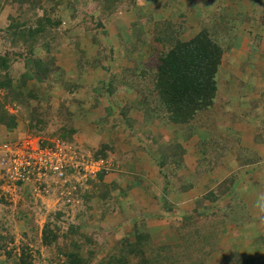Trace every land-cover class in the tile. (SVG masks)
I'll return each instance as SVG.
<instances>
[{
  "label": "rangeland",
  "instance_id": "374dc122",
  "mask_svg": "<svg viewBox=\"0 0 264 264\" xmlns=\"http://www.w3.org/2000/svg\"><path fill=\"white\" fill-rule=\"evenodd\" d=\"M56 1L58 7L51 2L42 4L62 23L54 31L58 38L49 54L42 42L33 49L28 38L20 37L16 46L11 45L7 29L12 7L5 5L10 0H0V56L10 57V75L5 77L0 70V82L12 79L14 90L20 93L13 91L10 96L7 89H0V113L7 122L13 118L15 122L13 129L0 124V264L27 257L29 264H63L67 254L79 250L87 264H118L117 259L119 264H264V211L259 207L264 204V112L252 120L254 136L260 140L241 142L237 137L242 132L236 131L245 122L247 111L257 113L256 108L264 107L262 101L240 108V117L232 102L218 99L212 109L199 112L187 125L169 124L161 113L160 124L150 126L145 110L137 117V106L144 100L140 89L156 93V62L149 59L145 39L154 30L163 38L165 22L183 25L190 34L207 28L225 48L221 85L237 83L243 89L246 83H240L243 76H238L248 75L251 69L256 81L247 88L258 92L264 89V66L252 63L238 75L234 65L240 50L233 46L238 34L245 32L251 33L245 36V43L254 39L262 49L264 27L239 32L237 24L223 23L225 6L218 7V0H125L112 16L103 19L105 34L96 25L100 12H95L94 0ZM240 1L257 5L258 16L264 14V0ZM198 6H203L204 16L192 23L187 17ZM34 13L38 17L44 14L42 8ZM134 24L146 29L144 35L138 29L137 37L133 35ZM27 57H47L52 65L45 86L28 79L24 89H17L27 73ZM82 62L89 66L78 73ZM144 65L150 68L148 75L134 79L133 70L138 68L139 73ZM230 72L237 78L228 76ZM101 80L118 84L117 88L114 85L120 89L115 98L120 101L115 105L113 97L91 96V89ZM68 89H78V102L65 93ZM37 104L41 109L31 111ZM62 104L73 112L84 108L86 119L75 122L77 133L70 146L99 166L80 175L68 172L66 183L54 174L15 182L3 164L5 146L27 140L48 144L60 137L61 130L67 133L61 117L64 113L59 110ZM107 104L115 106L118 114L126 110L125 116L138 119L132 121L135 133L125 132L123 124L113 129L114 116L105 119ZM241 129L247 130L245 126ZM149 132L152 134L145 137ZM247 144L256 150L241 147ZM98 152L105 155L103 161L95 159ZM209 192L217 196L215 202L208 201ZM45 230L55 238L48 246ZM139 234H147L150 240L141 243L136 239ZM165 246L174 249L164 254L167 250L161 252L160 248ZM188 251H199L201 257L186 259Z\"/></svg>",
  "mask_w": 264,
  "mask_h": 264
},
{
  "label": "trees",
  "instance_id": "16d2710c",
  "mask_svg": "<svg viewBox=\"0 0 264 264\" xmlns=\"http://www.w3.org/2000/svg\"><path fill=\"white\" fill-rule=\"evenodd\" d=\"M94 1L95 12H100L99 22L96 23V25L99 27L98 29L101 28L105 34H108L107 28L105 29V25H103V19H107L108 17L112 16L118 10L119 6L125 2V0ZM49 2L54 3V6L57 5V7L60 3L56 0H47L46 3L43 2V0H10V2L5 3L6 6L10 4V8H13H11L13 13L8 17L10 25H8L7 29V35L12 46H16L18 38L21 37L25 41L26 38L31 39V46L33 49L40 42H42L44 44V48H46L47 51H51L52 44L55 43L58 38V35L54 34V31L61 27L62 23L61 20L51 17V12L48 11L47 7H42V4L47 5ZM38 8H42L43 10L44 14L42 17H38L36 15L37 13H34L36 10H38ZM30 13H34V15L31 17ZM93 18H95V16ZM32 19H34V23L30 22ZM171 23L173 24L172 21L164 23L165 31L163 38L162 36H158L157 31L155 30L151 33L154 35H145L147 37V39H145V43H147L149 49V59L156 62V77L154 76L156 93L153 91V89H140V91L143 93L144 100L142 104L137 106L139 110L137 117H139V115L142 114V111L145 110L147 124H151L150 126H152L155 122L160 124L159 121L161 120V117H159V115L161 113L163 114L162 119L167 118L169 124H190V122L196 119L199 112L212 109L217 98L219 85L218 73L222 66L225 48L219 42L214 40V34L210 33L207 28H203V30L195 34H190L188 29L183 25L182 27L177 26L176 24L172 25ZM88 25L85 26V29H88ZM131 28L134 29L133 35L135 34L136 37V29H138L137 32L139 30H143L141 31L143 35L144 31L146 30L145 28L143 29L142 26H137V24H134L131 26ZM60 39L61 38L59 37V40ZM95 42L98 43L99 38H96ZM101 46L105 48V45ZM48 53L50 54L49 51ZM100 55L101 54H99L98 57H100ZM46 58H38L35 60H32L28 57L26 58L25 65L27 67V73L23 75V78L17 84V89H24L28 85V79H32L33 83L36 82L45 86V82L50 80L49 70L52 68V65L48 63L49 61ZM9 64L10 57L0 56V70L4 71L5 77L10 75ZM88 66L89 65H86L82 62V65H80L78 69V73L83 72ZM137 69L138 68H135L133 70L134 79L146 77L148 75V70H150V68L147 69L145 65L143 70L139 71V73L137 72ZM122 77L120 75L118 76V78ZM4 80L5 81L0 82V89H7L8 95L10 96L13 95V91L14 93L18 92V90H14L16 89V86L12 79ZM114 85L115 84L113 80L110 82L107 80H101L94 88L91 89V96L99 94L97 95L98 98L113 97L114 100L112 102H114L115 105L116 102L120 101L119 99L115 98V95L120 89H115ZM117 85L118 84L115 85L116 88L118 87ZM122 86L124 87V85ZM34 93H29V96L33 98L35 95ZM65 93L72 96V101L78 102V97L80 95L78 89H68ZM18 94L20 93H16V95ZM154 95L156 97H154ZM24 98L25 97H23V99ZM38 101H40V99ZM59 108L60 112L64 113L61 117H64V128H66L67 133L64 132L65 130H61L63 133L57 140H59L63 148H68L70 151L75 150L80 152V150L73 149L70 144L73 139L72 136L77 133L75 129V122L83 118L86 119V113H82L84 112V108L81 107V110L77 112L71 111L70 106L66 104H62V106L60 105ZM40 109V106L37 104V106L31 108V111L33 110L34 112H38ZM49 110L51 112V110H53L52 107ZM104 111L106 113L105 119L110 121V119L114 116L115 125L112 124L113 129H118L121 127L120 125L123 124V126H126L124 127L125 132L130 134L135 133V131H132L134 125V122L132 123V121H138V119L131 117V115H129V117L125 116L127 115L125 112L126 110L118 114L115 110V106L113 107L112 104H107L104 107ZM1 113L0 124L7 125V127L9 126L10 129H13V127H15L14 118L9 123L7 122L8 118H5V114ZM150 134L152 133L149 132L145 137L150 136ZM49 145L53 146L52 143ZM104 157L105 155L100 152L95 155V159L99 161H103L105 159ZM208 197V201L211 202H215L217 199V196H215V193L213 192H209ZM149 237L147 234L136 235V239H138L141 243L143 241H149ZM53 240H55V238L52 236L51 232L45 230L44 243L48 246L53 242ZM172 249H174L173 246H165V248H160L161 252L167 250L164 254L170 252ZM81 252L79 250L73 254H67L63 264H87L85 263L86 260L82 258L83 255ZM188 252L189 253H187V256H185L186 259L190 257L193 258L195 257L194 255L197 256L201 254L199 251ZM9 254L11 255V253ZM27 260L28 257L21 258L14 264H29ZM119 260L120 259H117L118 264ZM193 260L195 261V258H193ZM201 260L202 263H204L203 258H201ZM112 262L113 261H107L106 264H113ZM247 263L250 262H241L239 264ZM120 264L124 263L121 262Z\"/></svg>",
  "mask_w": 264,
  "mask_h": 264
},
{
  "label": "crops",
  "instance_id": "0c3cea01",
  "mask_svg": "<svg viewBox=\"0 0 264 264\" xmlns=\"http://www.w3.org/2000/svg\"><path fill=\"white\" fill-rule=\"evenodd\" d=\"M225 0H218L217 1V6H225L223 13L226 12L225 14V20H223V23H232L231 25H234L233 23L237 24L238 27L236 26L237 30L240 29L242 30H253L252 28H254L255 31H257L260 26L264 27V14L263 15H259L258 16V8L256 7L257 5L253 6V4H250L248 2L245 1H240V0H229L228 2H224ZM185 5V3H184ZM192 5V4H191ZM196 8V9H195ZM194 12H189V15L187 17L188 20H190L192 23H196L198 20L203 18V12H204V8L203 6H198L195 7ZM224 19V18H223ZM225 21V22H224ZM229 24H225L226 28H235L233 26H231ZM245 32H241L240 35L238 34L237 36V40L235 45L233 46V48L235 49V51L240 50V57L238 59V61L235 59L236 64L234 65V70H236V72H238V75L240 74V72L242 71L243 73L245 72V69L247 70V67H250L251 64L256 62L257 65H259L260 63H262V66H264V46H260L262 49L259 48V46H257L258 43H256L254 41V39L247 44L245 43V36H250L249 33ZM219 41V40H218ZM220 43V42H219ZM222 45V44H221ZM223 46V45H222ZM225 55V53H224ZM233 60H230L229 62H231ZM260 61V62H259ZM232 63V62H231ZM222 66L224 67V65L222 64ZM221 66V69L219 70L218 73V78L220 80L219 85H218V91H217V98L218 99H224L227 100V102H232L234 105V109L236 111L239 112V116L241 117L242 114L240 112V108L245 107L247 104H251L252 102H254L255 100L260 102L263 106H264V89L261 90L260 92H258L255 89H248L247 85H251V83H254V81H256L253 77H252V71L251 69L249 70V74L246 76L244 75H240L238 76V78H240L241 76H243V78H241V80L239 81L240 83H246V87L243 86L242 84V88L243 89H238V84H233L231 86H228L226 84H224L223 81V86L221 85V81L222 78L225 74V71L223 70V67ZM228 76L232 77L236 75H233L232 72H230L228 74ZM237 78V77H236ZM247 79V80H246ZM235 80V79H234ZM233 80V81H234ZM245 80V81H244ZM250 86V87H251ZM231 88V89H221V88ZM240 87V88H241ZM99 102L96 100V105ZM255 110H258L257 113L256 112H248L247 111V116H246V120H244L245 122H242L239 126V129H236V131L238 133H241L237 138L240 139V141L242 142H246L248 141L247 139H249V142L253 143L252 141H254L255 139H259L256 138L254 135H256V131H254V123H252V120H255L259 117V113H263L264 112V107L263 108H256ZM244 111V110H243ZM237 112V113H238ZM235 113V112H234ZM144 114V113H143ZM145 116V114H144ZM235 116V114H234ZM241 120V119H240ZM259 120H261V118H259ZM252 123V124H251ZM260 126H262L263 123H258ZM242 126H245L247 128L246 129H241ZM253 130V132H252ZM250 131L249 135L247 132ZM262 133L264 134V129L261 130ZM204 137V136H202ZM262 139V138H261ZM260 140V139H259ZM249 146L251 148V150H256L254 149V145L251 144H247V145H242L241 147H246ZM262 245H264L262 243ZM243 246V244H242Z\"/></svg>",
  "mask_w": 264,
  "mask_h": 264
},
{
  "label": "built area",
  "instance_id": "2783aa9c",
  "mask_svg": "<svg viewBox=\"0 0 264 264\" xmlns=\"http://www.w3.org/2000/svg\"><path fill=\"white\" fill-rule=\"evenodd\" d=\"M45 145L40 141L27 140L22 144L6 145L4 166L15 182H26L30 177L47 178L54 174L62 182H68V172L80 175L89 167L99 166L85 155L63 148L59 140Z\"/></svg>",
  "mask_w": 264,
  "mask_h": 264
},
{
  "label": "clouds",
  "instance_id": "9594fccd",
  "mask_svg": "<svg viewBox=\"0 0 264 264\" xmlns=\"http://www.w3.org/2000/svg\"><path fill=\"white\" fill-rule=\"evenodd\" d=\"M260 209L264 211V204L259 205Z\"/></svg>",
  "mask_w": 264,
  "mask_h": 264
}]
</instances>
